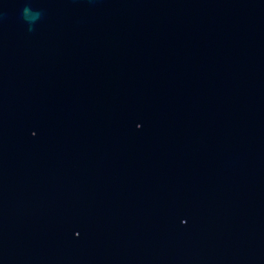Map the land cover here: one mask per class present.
Returning a JSON list of instances; mask_svg holds the SVG:
<instances>
[{
  "label": "water",
  "instance_id": "95a60500",
  "mask_svg": "<svg viewBox=\"0 0 264 264\" xmlns=\"http://www.w3.org/2000/svg\"><path fill=\"white\" fill-rule=\"evenodd\" d=\"M0 264H264V0H0Z\"/></svg>",
  "mask_w": 264,
  "mask_h": 264
}]
</instances>
